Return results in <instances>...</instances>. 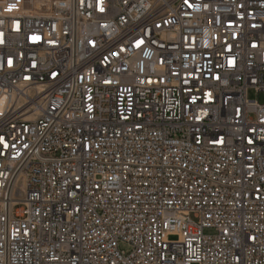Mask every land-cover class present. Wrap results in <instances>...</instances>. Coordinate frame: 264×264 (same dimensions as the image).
I'll use <instances>...</instances> for the list:
<instances>
[{
	"label": "built area",
	"instance_id": "built-area-1",
	"mask_svg": "<svg viewBox=\"0 0 264 264\" xmlns=\"http://www.w3.org/2000/svg\"><path fill=\"white\" fill-rule=\"evenodd\" d=\"M249 90L264 0H0V264H264Z\"/></svg>",
	"mask_w": 264,
	"mask_h": 264
},
{
	"label": "rangeland",
	"instance_id": "rangeland-1",
	"mask_svg": "<svg viewBox=\"0 0 264 264\" xmlns=\"http://www.w3.org/2000/svg\"><path fill=\"white\" fill-rule=\"evenodd\" d=\"M247 97H248L249 99H257L258 101H262L264 95H263V93H259V94L257 95L253 90H249V91L247 92ZM204 233H205V234H208V235H214L215 232H214V230H212V229H206V230L204 231ZM169 239H170V240H174L175 237H170ZM119 249L122 250V251H125V252H128V251H129V247H128L127 245H125V244H119Z\"/></svg>",
	"mask_w": 264,
	"mask_h": 264
},
{
	"label": "snow or ice",
	"instance_id": "snow-or-ice-1",
	"mask_svg": "<svg viewBox=\"0 0 264 264\" xmlns=\"http://www.w3.org/2000/svg\"><path fill=\"white\" fill-rule=\"evenodd\" d=\"M186 2H187V0H186ZM8 10H11V8H9ZM102 10V9H101ZM37 39H39L38 37H33V40H37ZM9 66H11V61L9 60ZM3 141H2V139H0V143H2ZM249 143H251V141H249ZM5 147H7V145L5 144L4 145Z\"/></svg>",
	"mask_w": 264,
	"mask_h": 264
}]
</instances>
